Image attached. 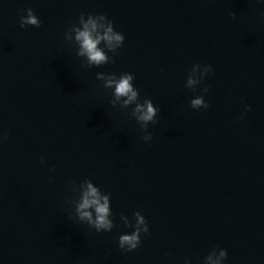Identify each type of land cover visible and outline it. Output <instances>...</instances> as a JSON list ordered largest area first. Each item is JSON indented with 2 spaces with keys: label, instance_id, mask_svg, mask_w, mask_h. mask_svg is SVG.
Listing matches in <instances>:
<instances>
[{
  "label": "water",
  "instance_id": "1",
  "mask_svg": "<svg viewBox=\"0 0 264 264\" xmlns=\"http://www.w3.org/2000/svg\"><path fill=\"white\" fill-rule=\"evenodd\" d=\"M89 15L125 35L101 65L78 54ZM123 72L160 109L149 142L97 76ZM0 137V264H264V3L0 0ZM88 181L110 232L78 217ZM138 211L150 232L126 252Z\"/></svg>",
  "mask_w": 264,
  "mask_h": 264
},
{
  "label": "clouds",
  "instance_id": "2",
  "mask_svg": "<svg viewBox=\"0 0 264 264\" xmlns=\"http://www.w3.org/2000/svg\"><path fill=\"white\" fill-rule=\"evenodd\" d=\"M264 3V0H260ZM234 16L235 13H232ZM21 27L28 25L40 26L41 20L35 14L32 8L27 9V15L20 17ZM102 21H107L102 23ZM82 27L76 29L75 39L79 43V55L85 56L89 65H101L109 60L105 49L101 47V42H106L109 49L123 46L125 35L123 32L118 31L115 27L114 21L108 19L105 15L93 16L89 15L87 21L81 20ZM204 75L207 76L213 72V66L205 64ZM200 64H196L193 69V74L189 76L187 84L189 87H194L201 82V78L195 75ZM98 78L105 79V86L113 89V94L116 100L122 99L123 106L135 105L133 114L136 116L141 129L146 133L142 139L146 142L152 140L153 135L148 131L149 122H157V114L160 109L153 102L151 98L143 102L139 101V90L134 84V74L132 72H123L119 76L115 73L110 74L105 78L104 73H98ZM202 95H198L191 100L192 108H208L209 103L205 99V95L209 89L205 86L202 90ZM115 103V101H113ZM250 107V106H249ZM243 115V114H242ZM3 137H0L2 139ZM43 160V157L41 158ZM51 179V177H50ZM76 212L81 221H87L90 225L94 226L97 232L112 231L114 227L111 216L110 199L108 195L100 192L99 188L88 181L84 187L81 200L76 208ZM137 217L135 223L129 222L127 226L134 228V231L122 233L119 236V247L124 251H132L137 249L142 243V234L150 232V226L146 217L141 212H136ZM127 221V217H123ZM215 253L207 257L210 264H222L228 257V250L224 248L220 251L219 257L213 258Z\"/></svg>",
  "mask_w": 264,
  "mask_h": 264
}]
</instances>
